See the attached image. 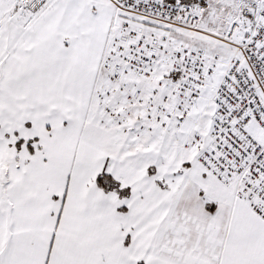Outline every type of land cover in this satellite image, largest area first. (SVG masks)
Listing matches in <instances>:
<instances>
[{"label":"snow or ice","instance_id":"6c2138e0","mask_svg":"<svg viewBox=\"0 0 264 264\" xmlns=\"http://www.w3.org/2000/svg\"><path fill=\"white\" fill-rule=\"evenodd\" d=\"M0 264H264V0H0Z\"/></svg>","mask_w":264,"mask_h":264}]
</instances>
